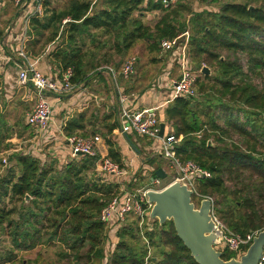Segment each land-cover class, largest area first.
Returning a JSON list of instances; mask_svg holds the SVG:
<instances>
[{"label":"trees","instance_id":"1","mask_svg":"<svg viewBox=\"0 0 264 264\" xmlns=\"http://www.w3.org/2000/svg\"><path fill=\"white\" fill-rule=\"evenodd\" d=\"M44 7L42 14L30 17L27 51L32 58L47 57L60 76L71 68L76 87L86 85L106 66L119 70L122 58L140 43L149 56L146 67L151 66L158 62L164 39L190 31L189 52L197 70L205 64L213 72L198 78L197 97H178L165 108L166 120L182 136L177 151L211 172V177L197 179L196 189L212 197L214 212L228 230L242 234L262 230L264 87L256 82H264V0H231L218 11H197L181 0L169 8L161 0H68L61 8L46 0ZM153 11L160 15L150 24L145 14ZM2 37L0 31V41ZM141 61L137 57L136 73ZM140 69L142 75L147 71ZM4 102L0 103V146L7 151ZM95 111L69 119L61 136L91 137L100 131L108 156L124 167L113 137L115 129L121 131V122L112 113L100 118ZM99 124L103 130L97 128ZM8 160L5 174L0 175V228L10 236L14 251L0 254V264H12L15 250L54 245L68 264H146L152 247L155 252L148 264H199L172 221H157L156 227L142 231L137 219L117 231L118 241L104 263L109 245L99 216L119 186L95 177L98 157L78 155L60 163L18 150ZM2 166L0 158V170ZM223 256L229 259L235 253L225 251Z\"/></svg>","mask_w":264,"mask_h":264},{"label":"built area","instance_id":"2","mask_svg":"<svg viewBox=\"0 0 264 264\" xmlns=\"http://www.w3.org/2000/svg\"><path fill=\"white\" fill-rule=\"evenodd\" d=\"M21 10L31 6L32 10L28 11L25 15V30H28L30 17L34 14H42L44 12V2L46 0H10ZM178 0H161L164 8L174 6ZM190 31L186 30L174 39H164L161 42V54L172 51L181 65L182 71L178 79H172L171 84L173 87L170 95L171 100L178 97H197V80L202 73V69L195 70L189 66V59L185 52V44H189ZM28 34L25 33L19 48L18 57L20 59L18 79L21 85H32L37 93V100L31 111L26 116L27 124L34 127L38 133L50 132V124L54 115V104L48 97V94H65L74 93L78 91L80 94L82 87H76L71 83L72 69H67L62 76L60 71H56L53 76L47 75L37 66L38 60L29 57L27 51ZM136 64L137 57H130L125 61L119 70L114 67L106 66L104 71L109 72L114 77L121 75L125 79H130L136 76ZM120 99L122 102L120 108V122L121 132L128 134V132H134L137 136L149 139L154 142L155 147L159 149L161 156L168 163L169 170L172 172L171 182H180L186 184L188 188L194 190L196 199L212 197L202 196L196 189L197 179L200 177H211V172L204 169L198 163L193 160H185L177 151V146L182 140V136H177L174 128H169L163 136H160L161 120L158 115V107H144V108H131L127 105L129 100L128 95L121 94ZM61 133L63 134L62 130ZM64 135V134H63ZM66 141L72 150V157L76 158L79 152L83 155L90 157H98L96 166L97 173L99 172L101 177L114 178L116 181L113 184L119 186V194L117 193L108 204L102 209L100 213V220L105 226L111 230L114 235L117 231L127 225L128 218L133 217L138 220L139 226L144 230H151L150 212L152 209V203L149 201L147 191L150 189L160 190L163 182L162 179L153 176L151 182L153 187L147 189H130L132 185H136L139 181L138 177H135V172L131 176H127L128 169L122 167L118 162L114 161L108 155H104L100 149V144L103 142L101 136L95 135L92 137H85L79 134L71 136H64ZM6 162V160H4ZM125 181L128 185H125ZM123 187L120 191V185ZM127 187V188H124ZM214 202V201H213ZM213 217L216 222V228L214 229L216 235L215 247L222 251H230L235 253V257H240L253 239L259 234L261 230H251L244 234L233 232L227 229L226 225L215 214L213 208ZM147 222V223H146ZM143 233V232H142ZM112 245V244H111ZM112 245L111 250L114 249ZM150 253L146 259V264L149 263ZM258 264H264V252L263 257Z\"/></svg>","mask_w":264,"mask_h":264},{"label":"crops","instance_id":"3","mask_svg":"<svg viewBox=\"0 0 264 264\" xmlns=\"http://www.w3.org/2000/svg\"><path fill=\"white\" fill-rule=\"evenodd\" d=\"M31 10V6L21 10L20 7L16 6L10 0H0V31L3 32V37L0 41V78L3 81L4 90L0 93V103L2 99L1 95H3L7 102H12L15 95H23L22 100H27V98L32 99L33 94L37 95L36 90L32 85H21L17 75L19 71L18 65L20 63L18 48L25 33L28 34V30H25V14ZM185 46V52L189 59V66L194 68L189 52V44L188 47L187 44H185ZM162 56H166L168 59L164 62L166 66L163 67L164 73L159 74L157 78L154 79L152 85H150L152 79L150 72L156 66L155 64L146 67L147 71H144L143 75L142 73L137 75V72L136 76L130 79H125L121 75L114 77L109 72L104 71L99 75L90 78L86 84V90L82 87L80 94H48V97L54 104V115L50 124V132H48L49 136L47 133L39 134L41 135V139L43 138L45 141H49L52 145L45 149L50 143L42 144L41 139H36L32 144V148L36 147L35 149L37 150H34L33 152L28 151V153L38 157L42 161L54 158L60 163H67L71 159H74L71 155V147L65 140L66 138L61 136L63 126L76 114L86 111L87 108L95 104H97L96 106L103 112L102 115H99L100 118L105 113H112L114 116L113 119L120 121L119 113L122 105L120 95L122 93L128 95L129 100L127 101V105L131 108L139 109L144 107H158L160 120L161 122L166 123V130L168 131L169 128H172L173 126L166 120L165 108L173 101L170 98L173 90L171 81L172 79H178L180 77L182 68L176 55L172 51L164 53ZM32 59L38 60V68L44 73L49 72L47 75L53 76L54 73L58 71V69H51L52 65L49 62V59H45V56L43 55ZM88 89L92 92L88 91ZM84 101H86V105L83 104ZM95 114L98 115L97 110L95 111ZM128 135L139 147L140 152L135 151L130 141L127 139L126 134L122 133L119 128L115 129L113 134L117 146L123 155L124 167H126V169H131L135 172V177H137V168L142 163L146 172L141 176L148 177L150 180L154 176V171L159 167H163L167 173L169 172L167 166L163 163L164 158L159 152H156L154 142L139 137L134 132H128ZM100 149L104 155H108L109 149L104 139L100 144ZM143 149L146 150V152H155L156 156L153 155L152 158H148L147 160L140 158ZM24 152L27 153V151ZM150 159H154L155 162L153 164L150 163ZM157 162L159 163L156 165L155 163ZM96 168L95 172H97ZM147 172L150 173V177L148 174L146 175ZM96 176L102 178L106 182L105 178L100 175ZM115 237L117 239L116 241L114 240ZM111 241L107 242L109 250H111L112 245L116 244L118 241L117 234H112ZM10 248L7 249V251L11 253V251H14L12 243H10ZM23 252L26 251L15 250V253L17 254L16 258Z\"/></svg>","mask_w":264,"mask_h":264},{"label":"rangeland","instance_id":"4","mask_svg":"<svg viewBox=\"0 0 264 264\" xmlns=\"http://www.w3.org/2000/svg\"><path fill=\"white\" fill-rule=\"evenodd\" d=\"M67 1L68 0H51V5H52V7L61 8V7H63V5ZM181 1L189 4L193 9H195L197 11H201L203 9H210V10L218 11L224 3L231 1V0H181ZM159 15H160L159 11L147 12L145 14L144 20L150 24H154L155 21L158 19ZM102 38H104V36H102ZM58 42H60V41H58ZM107 49L108 48L101 50L100 54H103L105 52V50H107ZM132 56L141 57V59H142L141 63H138V65H137V70H138L137 75H138L141 71V69H140L141 66L145 70L146 69V63H148V61H149V56L145 51V46L142 43L138 44L128 55H126L122 58L123 62L125 63V61H127V59L132 57ZM45 59H48V58L45 57ZM113 59L117 60V59H120V57L114 56ZM157 59H158V62L155 63L156 66L150 72L151 76H152L150 85L153 84L154 79H156L159 74L164 73L163 67H166L164 62L168 60L166 56H162L161 52L158 53ZM192 65H193L194 69L196 70L197 69L196 63H194L192 61ZM204 66H207V65L204 64L202 67H204ZM208 68L210 70L209 74H212L213 69L210 67H208ZM204 75H205V73H203V72L200 73L199 78L203 79ZM256 83H258L259 85H262L264 87V82L262 80H258ZM82 87H83V89L86 90V85H84ZM198 88H199V86H198ZM88 91L92 92L89 89H88ZM77 93H78V91H75L73 94L76 95ZM22 96L23 95H21V96L15 95L14 100L12 102H7L4 99L3 95H1V98H2L1 103L3 101H5L4 102L5 103V105H4L5 109H4V113H3L5 123H6L5 125H7V127L9 128L3 134V135H8V139L7 140L5 139L3 145L10 144V149L7 151H4L2 149V145L0 146V148H1L0 158L2 159V163H3V166L0 170V175H4L8 166H9L8 157H9L10 153H12L13 151H18V150L27 151V153H28V151L33 152L34 150H37V149H35L36 147L32 148L33 142L36 141V139H38V140L41 139V135L38 132H36L34 127L27 125V121H26V116H27L28 112L31 111L33 109V106L35 105V102L37 100V95L33 94L32 99L27 98V100H24V99L22 100ZM83 104L86 105V101H84ZM96 105L97 104L91 105L86 110L89 113H91V111H93L92 109H94V110L98 111V115H102L103 112L100 111V108H98ZM97 126H98L97 128L99 130H101V129L103 130V127L101 124H99ZM80 135H82V134H80ZM95 135H99V136H101V139H104V137L100 133V131H98ZM85 137L89 138L90 136H85ZM41 143L46 144V143H50V142L45 141L42 138ZM51 145H52V143L47 145L45 147V149H47ZM155 150H156V152H159L158 148H156ZM153 155L156 156L155 152H146V150L143 149L140 158L147 160L148 158H152ZM4 159H6V162H4ZM155 159H156V157H155ZM140 160H142V159H140ZM158 163L159 162H157L155 164L157 165ZM163 163H164V165L167 166V169L169 171L168 172L169 175L166 179H163L161 187L166 186L167 184L171 183V181H172V176H171L172 172L169 170L168 163L165 160H163ZM124 168L126 169V167H124ZM137 169H138L137 170V173H138L137 177L140 180L139 184L138 183L136 185L133 184L132 187H130V189H132V190H133V188L134 189H136V188L147 189L149 187H153V184H152L150 178L141 176V175H144V172H146L143 168L142 163L140 164V166ZM128 170H129V173L127 176H131L132 173H134V172L131 169H128ZM95 174L101 175L99 172L98 173L95 172ZM147 174L150 177V173L147 172L146 175ZM95 177H97V176H95ZM114 181H116V179H114L112 177L108 178V179L106 178V183H115ZM124 184L128 185V182L125 181ZM122 187H123V184L120 185V191H121ZM124 188H127V187H124ZM5 201H6L5 204L9 207L10 206L9 200L6 199ZM199 201H200L199 199H196L197 205H199ZM1 203H3V202H1ZM133 219H135V218H133V217L128 218L126 223L128 224ZM157 221L158 220H156V219H152L150 221V223L152 225L151 229H153L154 227L157 226V224H158ZM143 228L145 229V224H144ZM111 237H112L111 230H109L106 227L105 242L111 241ZM114 240L115 241L117 240L116 237L114 238ZM10 243H11L10 236L7 234L6 231H3L0 228V254L5 253L7 251V249L10 248ZM106 245H107V243H106ZM59 251H60V249H58L57 245L45 246V248L44 247H38L37 249L35 248V249L28 250L26 252L21 253L20 256H18L12 264H68V260L66 258L63 259L60 257ZM154 252H155V249L152 247L150 249V257H151V254L152 255L154 254ZM106 254L108 255V257L105 258L104 263L109 262L111 250H109V249L106 250Z\"/></svg>","mask_w":264,"mask_h":264},{"label":"water","instance_id":"5","mask_svg":"<svg viewBox=\"0 0 264 264\" xmlns=\"http://www.w3.org/2000/svg\"><path fill=\"white\" fill-rule=\"evenodd\" d=\"M202 72L209 74L208 66L202 67ZM165 132L166 123L161 122L160 136ZM126 137L135 151L140 152L128 134ZM78 154L83 155L81 152ZM154 176L163 180L168 177V173L159 167L154 171ZM147 196L152 203L150 217L160 224L172 221L178 237L199 264H258L263 257L264 228L240 257L225 259L223 252L215 247L214 202L210 198H202L197 205L194 190L186 184L171 182L160 190H148Z\"/></svg>","mask_w":264,"mask_h":264}]
</instances>
